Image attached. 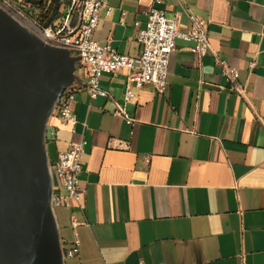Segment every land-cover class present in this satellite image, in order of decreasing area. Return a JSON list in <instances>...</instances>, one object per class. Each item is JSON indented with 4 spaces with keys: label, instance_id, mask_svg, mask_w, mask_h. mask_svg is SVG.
<instances>
[{
    "label": "crops",
    "instance_id": "obj_1",
    "mask_svg": "<svg viewBox=\"0 0 264 264\" xmlns=\"http://www.w3.org/2000/svg\"><path fill=\"white\" fill-rule=\"evenodd\" d=\"M14 1L36 11L35 0ZM152 5L180 30L189 13L209 21L211 50L199 57L178 39L165 96L131 85L132 124L112 112L135 70L102 76L109 98L78 91L75 126L61 125L53 108L47 129L60 133L45 141L52 193L61 190L60 153L82 135L87 141L82 205L54 209L63 264H264V0H109L92 39L139 55L134 22L144 24ZM217 59L238 69L245 98L228 88ZM75 69L62 92L87 81L80 61ZM76 238L79 253L66 257Z\"/></svg>",
    "mask_w": 264,
    "mask_h": 264
},
{
    "label": "water",
    "instance_id": "obj_2",
    "mask_svg": "<svg viewBox=\"0 0 264 264\" xmlns=\"http://www.w3.org/2000/svg\"><path fill=\"white\" fill-rule=\"evenodd\" d=\"M79 61L0 8V264H63L45 135Z\"/></svg>",
    "mask_w": 264,
    "mask_h": 264
},
{
    "label": "built area",
    "instance_id": "obj_3",
    "mask_svg": "<svg viewBox=\"0 0 264 264\" xmlns=\"http://www.w3.org/2000/svg\"><path fill=\"white\" fill-rule=\"evenodd\" d=\"M59 1L63 7L62 19L60 23L53 22L49 25L43 24L32 5L23 6L14 0H0V8L44 43L67 49L71 55L80 57V63L86 70L87 81L82 83L78 90L62 92L57 103V117L63 126H75L78 123L72 108L78 91L85 90L90 99L109 98V93L101 85V78L104 74H116L123 69L135 70V72L128 75L124 100L122 102L113 100L115 109L112 114L126 119L127 124H132L135 119L129 116L125 108L126 103L134 99L131 85L142 87L145 84H152L159 96H165L169 89V61L176 50L178 39L192 43L190 50L199 57H204L211 50L209 21L189 13L190 27L180 30L176 19L168 18L163 10L152 5L146 13L147 19L144 24L140 21L134 22L137 41L141 45L140 54L135 57L123 55L109 44L100 45L91 37L99 26L102 12L109 14L111 11L109 0ZM124 16L125 12H122V17ZM120 24L125 25L123 19ZM216 63L228 79V88L245 98L247 89L238 82V69L229 67L218 59ZM256 66L257 61L253 60L249 68L252 70ZM59 133V128L49 127L46 131V139L54 141L59 137ZM86 145L87 141L82 135L80 141L69 143L68 149L60 153L55 163V170L62 191H53L51 197L53 209L70 208L74 202L79 206L82 205L80 175L84 170ZM71 224L76 228L79 222L73 220ZM78 253L79 240L76 238L74 246L65 251V256L74 257Z\"/></svg>",
    "mask_w": 264,
    "mask_h": 264
},
{
    "label": "trees",
    "instance_id": "obj_4",
    "mask_svg": "<svg viewBox=\"0 0 264 264\" xmlns=\"http://www.w3.org/2000/svg\"><path fill=\"white\" fill-rule=\"evenodd\" d=\"M36 15L45 25L57 22L62 17V4L59 0H35Z\"/></svg>",
    "mask_w": 264,
    "mask_h": 264
},
{
    "label": "rangeland",
    "instance_id": "obj_5",
    "mask_svg": "<svg viewBox=\"0 0 264 264\" xmlns=\"http://www.w3.org/2000/svg\"><path fill=\"white\" fill-rule=\"evenodd\" d=\"M61 19H62V17L60 18V20H59V21H57V23H60Z\"/></svg>",
    "mask_w": 264,
    "mask_h": 264
}]
</instances>
